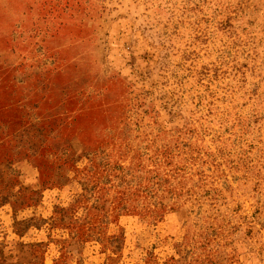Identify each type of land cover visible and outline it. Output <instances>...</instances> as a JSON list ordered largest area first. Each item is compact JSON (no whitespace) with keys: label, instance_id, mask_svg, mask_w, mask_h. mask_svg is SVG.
<instances>
[{"label":"rangeland","instance_id":"obj_1","mask_svg":"<svg viewBox=\"0 0 264 264\" xmlns=\"http://www.w3.org/2000/svg\"><path fill=\"white\" fill-rule=\"evenodd\" d=\"M0 264H264V0H0Z\"/></svg>","mask_w":264,"mask_h":264}]
</instances>
